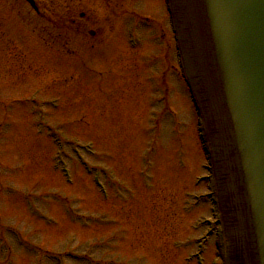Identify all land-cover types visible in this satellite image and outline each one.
I'll list each match as a JSON object with an SVG mask.
<instances>
[{
  "label": "rangeland",
  "instance_id": "374dc122",
  "mask_svg": "<svg viewBox=\"0 0 264 264\" xmlns=\"http://www.w3.org/2000/svg\"><path fill=\"white\" fill-rule=\"evenodd\" d=\"M7 1L0 0V264H57L58 257L63 264H222L202 120L180 78L164 0H123L130 19L121 20L113 5L84 0L80 34L61 19L72 7L50 18L43 10L51 26L42 39L21 28ZM66 1L53 0L57 9ZM139 14L154 20L143 26ZM60 19L55 39L48 31ZM77 40L105 46L72 55ZM47 125L65 138L69 181L54 167Z\"/></svg>",
  "mask_w": 264,
  "mask_h": 264
},
{
  "label": "water",
  "instance_id": "95a60500",
  "mask_svg": "<svg viewBox=\"0 0 264 264\" xmlns=\"http://www.w3.org/2000/svg\"><path fill=\"white\" fill-rule=\"evenodd\" d=\"M170 4L215 158L227 264H264V0Z\"/></svg>",
  "mask_w": 264,
  "mask_h": 264
},
{
  "label": "bare ground",
  "instance_id": "6f19581e",
  "mask_svg": "<svg viewBox=\"0 0 264 264\" xmlns=\"http://www.w3.org/2000/svg\"><path fill=\"white\" fill-rule=\"evenodd\" d=\"M67 9H68V7L66 6L64 9L61 8V11H65V10H67Z\"/></svg>",
  "mask_w": 264,
  "mask_h": 264
},
{
  "label": "flooded vegetation",
  "instance_id": "af4514ba",
  "mask_svg": "<svg viewBox=\"0 0 264 264\" xmlns=\"http://www.w3.org/2000/svg\"><path fill=\"white\" fill-rule=\"evenodd\" d=\"M35 1L39 2L40 0H35ZM74 2H75V4H77V0H74Z\"/></svg>",
  "mask_w": 264,
  "mask_h": 264
}]
</instances>
